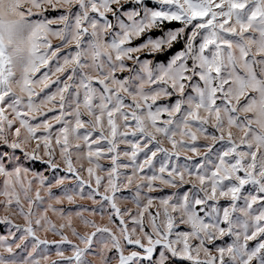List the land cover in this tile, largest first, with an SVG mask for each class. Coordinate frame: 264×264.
Here are the masks:
<instances>
[{"label": "snow or ice", "instance_id": "snow-or-ice-1", "mask_svg": "<svg viewBox=\"0 0 264 264\" xmlns=\"http://www.w3.org/2000/svg\"><path fill=\"white\" fill-rule=\"evenodd\" d=\"M0 213V264H264V0H0Z\"/></svg>", "mask_w": 264, "mask_h": 264}, {"label": "rangeland", "instance_id": "rangeland-1", "mask_svg": "<svg viewBox=\"0 0 264 264\" xmlns=\"http://www.w3.org/2000/svg\"><path fill=\"white\" fill-rule=\"evenodd\" d=\"M121 147H123V146H121ZM101 163H104V164H106V163H107V161H102ZM0 215H2V213H0ZM0 228H2V226H0Z\"/></svg>", "mask_w": 264, "mask_h": 264}]
</instances>
